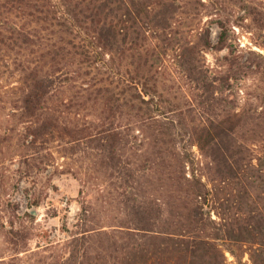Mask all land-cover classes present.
<instances>
[{
    "label": "trees",
    "instance_id": "trees-1",
    "mask_svg": "<svg viewBox=\"0 0 264 264\" xmlns=\"http://www.w3.org/2000/svg\"><path fill=\"white\" fill-rule=\"evenodd\" d=\"M203 3L0 0V53L29 50L17 62L13 101L28 135L66 140L71 154L99 157L120 180L128 218L88 225L85 209L84 226L66 234V254L50 264H229L226 250L238 264H249L245 252L251 263L264 264V109H238L226 94V79L204 58L206 49L227 45L223 22L217 44L208 29L191 40L186 17ZM174 60L192 93L191 135L207 161L203 166L190 150L178 149L172 172L184 197L173 208L169 199L141 198V176L156 164L132 157L136 148L122 120L158 121L169 113L154 107ZM72 108L78 114L67 118ZM166 161L158 164L167 167ZM240 245L247 248L239 252Z\"/></svg>",
    "mask_w": 264,
    "mask_h": 264
},
{
    "label": "rangeland",
    "instance_id": "rangeland-1",
    "mask_svg": "<svg viewBox=\"0 0 264 264\" xmlns=\"http://www.w3.org/2000/svg\"><path fill=\"white\" fill-rule=\"evenodd\" d=\"M202 1L197 14L186 17L193 26L191 40L199 41L204 29H208L211 41L217 44L221 22L225 24L227 45L222 49L214 46L206 49L204 58L218 77L226 79V94L238 109L261 111L264 109V0ZM28 56L29 50L4 48L0 53V262L3 260L5 264H17L21 260L26 264L57 262L66 254L62 245L69 232L84 224L101 226L128 221L121 209L120 180L100 164L99 157L71 154L65 150L66 140L43 142L34 140L31 133L28 135L30 130L21 120L20 110L13 105L19 94L15 89L20 77L17 62ZM163 78L154 108L161 107L169 113L158 115V121L138 123L132 122L137 117L124 115L122 123L129 129L132 146L136 148L132 157L143 165L148 161L156 164L145 168L141 176V198L148 202L169 199L174 208V201L182 203L180 197H184L174 185L172 172L178 149L190 150L203 166L207 159L191 135L196 117L189 97L192 93L175 60L174 71ZM84 112L81 116L88 121L89 115L85 116ZM77 114L75 108L65 112L72 119ZM253 142L256 141L250 139L249 143ZM163 159L170 165H159ZM204 178L207 179L206 173ZM33 209L38 213L32 212ZM85 209L87 223L83 224ZM15 231H21L22 235ZM246 248L247 245L241 246L239 252ZM226 255L229 264H238L229 250ZM249 256L245 252L244 260L253 264Z\"/></svg>",
    "mask_w": 264,
    "mask_h": 264
},
{
    "label": "water",
    "instance_id": "water-1",
    "mask_svg": "<svg viewBox=\"0 0 264 264\" xmlns=\"http://www.w3.org/2000/svg\"><path fill=\"white\" fill-rule=\"evenodd\" d=\"M32 212H34V213H38V210L33 209Z\"/></svg>",
    "mask_w": 264,
    "mask_h": 264
}]
</instances>
